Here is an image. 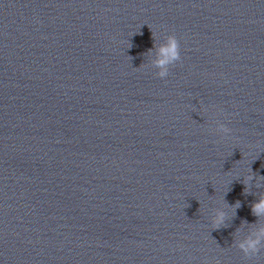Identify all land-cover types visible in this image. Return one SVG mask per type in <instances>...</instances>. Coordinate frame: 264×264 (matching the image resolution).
I'll return each instance as SVG.
<instances>
[{
    "label": "water",
    "instance_id": "water-1",
    "mask_svg": "<svg viewBox=\"0 0 264 264\" xmlns=\"http://www.w3.org/2000/svg\"><path fill=\"white\" fill-rule=\"evenodd\" d=\"M262 197L264 0H0V264H264Z\"/></svg>",
    "mask_w": 264,
    "mask_h": 264
},
{
    "label": "clouds",
    "instance_id": "clouds-1",
    "mask_svg": "<svg viewBox=\"0 0 264 264\" xmlns=\"http://www.w3.org/2000/svg\"><path fill=\"white\" fill-rule=\"evenodd\" d=\"M158 57L153 61L154 65L159 69L156 73L160 78H164L168 74V66L178 61L180 58L179 46L176 38L169 35L165 44L158 49ZM218 130L227 133L229 131L224 125H218ZM239 206L238 204L236 205ZM252 212L257 217L264 216V197L258 200L252 206ZM225 219V213L217 212L213 221V227H219ZM236 247L246 256H256L262 248H264V227H260L255 232L250 233L243 239L236 241Z\"/></svg>",
    "mask_w": 264,
    "mask_h": 264
}]
</instances>
